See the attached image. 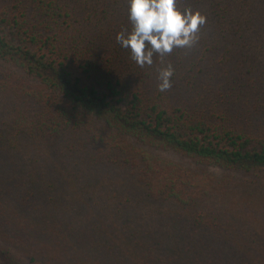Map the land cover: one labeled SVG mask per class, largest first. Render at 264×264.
Listing matches in <instances>:
<instances>
[{
  "label": "trees",
  "instance_id": "1",
  "mask_svg": "<svg viewBox=\"0 0 264 264\" xmlns=\"http://www.w3.org/2000/svg\"><path fill=\"white\" fill-rule=\"evenodd\" d=\"M177 6L140 67L127 0H0V264H264V0Z\"/></svg>",
  "mask_w": 264,
  "mask_h": 264
},
{
  "label": "clouds",
  "instance_id": "2",
  "mask_svg": "<svg viewBox=\"0 0 264 264\" xmlns=\"http://www.w3.org/2000/svg\"><path fill=\"white\" fill-rule=\"evenodd\" d=\"M178 0H127L130 30L117 33V43L129 51L130 59L140 67L153 64V56L161 60L174 48H191L199 39V28L206 17L190 6H177ZM174 69L169 63L159 70L158 89L171 87Z\"/></svg>",
  "mask_w": 264,
  "mask_h": 264
},
{
  "label": "rangeland",
  "instance_id": "3",
  "mask_svg": "<svg viewBox=\"0 0 264 264\" xmlns=\"http://www.w3.org/2000/svg\"><path fill=\"white\" fill-rule=\"evenodd\" d=\"M252 45H253V44H252ZM252 45H251V46H252ZM166 155H167L170 159L175 160V161L178 162V163H181V164H183V165H185V166H187V167H194V168H195V165H196L195 162H192V161H190V160H188V159H185V158L181 157L180 155H178V154H176V153H167Z\"/></svg>",
  "mask_w": 264,
  "mask_h": 264
}]
</instances>
